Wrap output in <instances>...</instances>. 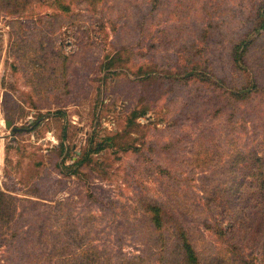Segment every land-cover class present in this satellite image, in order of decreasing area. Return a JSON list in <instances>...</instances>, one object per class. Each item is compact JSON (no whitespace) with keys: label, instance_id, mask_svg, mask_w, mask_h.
I'll list each match as a JSON object with an SVG mask.
<instances>
[{"label":"rangeland","instance_id":"374dc122","mask_svg":"<svg viewBox=\"0 0 264 264\" xmlns=\"http://www.w3.org/2000/svg\"><path fill=\"white\" fill-rule=\"evenodd\" d=\"M181 1L184 9L164 0L148 31H125L101 0H83V10L77 0H0V187L17 198L11 226L32 239L0 256L50 251L68 264L82 252L85 242L65 249L72 257L45 246L50 210V225L71 224L111 248L108 264H136L134 255L147 264H264L261 198L242 197L252 182L264 192V173L254 157L235 166L232 197L223 168L238 150L264 155V26L252 24L264 0ZM235 38L248 44L232 51ZM241 84L263 91L223 98ZM152 203L165 215L154 230L144 213ZM165 226L171 235L156 240Z\"/></svg>","mask_w":264,"mask_h":264},{"label":"trees","instance_id":"16d2710c","mask_svg":"<svg viewBox=\"0 0 264 264\" xmlns=\"http://www.w3.org/2000/svg\"><path fill=\"white\" fill-rule=\"evenodd\" d=\"M8 1V0H5ZM81 1L80 5V9H85L86 7H82L83 6V0H77ZM89 1V0H88ZM106 3V7L110 10L111 13L110 14V21L112 23V27L115 28L116 25V20H122L121 22L123 24H121L120 26L123 27L124 26V30L125 29H129L131 31L133 30H146L148 31L149 29H151L152 27V22L150 20V17H155L153 16V14H156V10H159L158 7L160 4L165 3L164 0H101V2ZM163 1V2H162ZM169 1V0H167ZM149 2V14H144L142 12L143 8H146L147 3ZM180 9H184L186 7V5L183 4V2L180 0ZM165 5V4H164ZM163 5V7H164ZM60 7H62L61 9H65L63 7H66V4H62L60 3V5H58ZM143 6V7H142ZM95 7V6H94ZM166 9V7H164ZM80 10V11H82ZM261 11V6L255 11V14L257 16L258 21L257 22H252L255 23L256 25H258V27H263L264 26V18H262V13H260ZM95 12V10H94ZM140 14V17H139ZM180 14V13H178ZM132 17H134L135 20L132 19ZM172 18H175V12L173 13V15L171 16ZM180 17H182L183 19H185V15H181ZM133 22V23H131ZM130 23L132 24V27H130ZM175 26H172V28H175ZM118 30V28H117ZM126 31V30H125ZM119 32H121L119 30ZM202 32H205V28H203ZM169 35H170V31L168 32V35H166L168 38L166 41L170 40L169 39ZM165 36V37H166ZM162 38L165 39V37L161 36ZM235 41V42H234ZM233 41V45L231 47V50L233 51L234 48H239V46H242L243 44H248V42H246L245 39L243 40H239L238 38H235V40ZM244 45V46H245ZM131 47H126V49H130ZM195 72H203L201 70H194ZM191 74H193V71L190 72ZM189 74V75H191ZM213 85H215L216 88H214L215 90H217V87H219V85L217 83H215V81H213L212 83ZM230 90V94L227 96H223V98H227L228 96H232L235 98H241V99H248L251 100L254 98V96L258 93V92H262L263 87L262 86H258V85H253V86H247L245 84H241L240 86H236L234 87H227ZM228 99V98H227ZM142 113H144L142 111ZM137 115V113H136ZM136 117V116H135ZM254 157V162L256 163L255 166H257L256 168H259V172L261 174L264 173V155H258L255 151H249L248 153H245L243 150H238L236 155H231L228 160L224 163V171L226 173V181H231V188L229 189V192H227V196L231 195L232 197H237L238 195H235L236 191L239 189V187L236 189V174H235V169L234 167L236 166V168L240 169V168H244L247 169V167L252 166V161L251 158ZM217 160V159H216ZM212 161L211 157H209V163H211L212 165H217L219 166L217 163H219V161ZM81 161L76 162V164H80ZM65 166V164H64ZM217 166H214V168H218ZM65 167H70V165H66ZM72 167V166H71ZM215 170V169H214ZM74 171V170H73ZM76 172V170H75ZM207 173H205L202 176H205ZM201 176V177H202ZM256 175V179H257ZM216 180V179H213ZM221 182H222V178H221ZM241 184H244V180H241ZM253 182L251 183V185H249L246 189L247 192L242 194H248L249 197L251 196H258L260 197V211L258 212L259 214L262 215V226L258 228L260 229V232H262V235L264 236V192L263 193H257L253 190H250L253 187ZM236 189V190H235ZM235 190V191H234ZM207 191V190H205ZM210 192H212L211 190H209ZM235 195V196H234ZM257 199V198H256ZM17 198L12 195L9 191H5L3 189H1L0 187V248L2 247H6V246H10V247H14V244L17 242L18 239H22L24 241V243H26L27 245H30V243L32 242V239H29L28 235H25V231L23 230L22 232L20 231H16V225L11 226V223L16 222L17 220H19V217H21V215L18 213L17 214V209H18V205L16 203ZM242 201V200H241ZM244 203H241L240 205H242ZM246 205V204H245ZM47 206V205H45ZM47 207H55L53 205L51 206H47ZM248 208V207H247ZM48 213V219H44L42 218V242H44L45 246H48V243H50V249L55 250V254L57 256H62V257H72L73 252H71L72 255L68 256V253L65 252V249L70 248L72 250H74V247L78 248L81 244H83L85 242V247L82 250V252H78V254L75 256V258H72L68 264H108L110 261V256L115 255L114 251L111 250V248H107V250H104L105 248H98L99 245L97 244L98 242L94 241V238H87L84 236H77V232L76 234L75 231L76 229L74 228L73 225L71 224H61V225H50L51 222V218L55 219V215H51L50 214V210L47 212ZM144 213H145V218L147 221H149V227H151L153 230L157 229L161 226L160 222H164V216H161V214L163 213L161 211V209L159 208V206H157L155 203H152L151 205L146 206V208L144 209ZM166 214V211L165 213ZM170 216V215H167ZM137 222V220H136ZM14 224V223H13ZM172 224H175L172 223ZM60 227H67V229L65 228L63 233H59L58 231L61 229ZM176 228V226H175ZM174 228V229H175ZM165 230L166 232L164 233V235H162L160 232H157L154 234V238L156 240L161 239V237H163V239L167 238L166 235H171L170 231H168L167 226H165ZM40 231V230H39ZM55 232L53 233V237L54 238H50L47 235V232ZM73 231V232H72ZM63 234V235H62ZM180 234L184 236V238H186V233H184V231H180ZM188 234V233H187ZM228 234H233V232H229ZM47 235V236H46ZM76 235V237H75ZM191 236V235H190ZM174 237V236H173ZM235 237V236H234ZM34 240H38L39 242L41 241V236L34 239ZM174 240H177L174 237ZM31 241V242H30ZM12 245V246H11ZM32 245V244H31ZM178 245V243H177ZM60 247V249H59ZM3 255L0 256V261L1 259L4 257V253H5V260H3L4 262L6 261L7 264H57V261L52 259V254L50 253V251H45L42 252V254H23V255H19V254H14L9 253L7 250H3ZM23 256V257H21ZM133 262H136V264H147V256L143 257L142 256H138V255H134L131 257ZM189 259H187L186 263H189ZM147 260V261H145ZM157 260L156 258L154 259V261ZM184 260V259H183ZM212 260H215V258L213 257ZM63 262V260H62ZM191 263L194 264H200V262L194 259H190ZM152 262H149V264ZM182 261L180 260L181 264ZM243 263V262H242ZM240 263V264H242ZM116 264H123L121 257H119L117 259ZM217 264H235L233 261H229L227 258H219V260H217Z\"/></svg>","mask_w":264,"mask_h":264},{"label":"water","instance_id":"95a60500","mask_svg":"<svg viewBox=\"0 0 264 264\" xmlns=\"http://www.w3.org/2000/svg\"><path fill=\"white\" fill-rule=\"evenodd\" d=\"M6 123V125H9V122H5Z\"/></svg>","mask_w":264,"mask_h":264}]
</instances>
